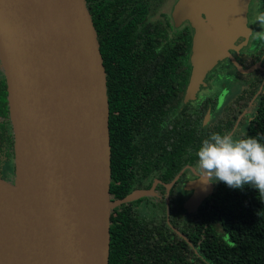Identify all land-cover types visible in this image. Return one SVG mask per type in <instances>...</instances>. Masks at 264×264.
<instances>
[{
  "label": "water",
  "instance_id": "95a60500",
  "mask_svg": "<svg viewBox=\"0 0 264 264\" xmlns=\"http://www.w3.org/2000/svg\"><path fill=\"white\" fill-rule=\"evenodd\" d=\"M250 1L174 4L176 25L195 28L186 100L219 60L234 61L229 49L252 32ZM0 64L14 134V170H0V264H109L112 208L150 191L110 200L106 73L86 0H0ZM213 187L187 181L184 209Z\"/></svg>",
  "mask_w": 264,
  "mask_h": 264
},
{
  "label": "flooded vegetation",
  "instance_id": "af4514ba",
  "mask_svg": "<svg viewBox=\"0 0 264 264\" xmlns=\"http://www.w3.org/2000/svg\"><path fill=\"white\" fill-rule=\"evenodd\" d=\"M176 1L86 0V4L92 18L96 13L101 17V54L108 102L110 93L118 99L114 101L113 107L123 111V116L134 109L176 111L180 115L179 119L183 121L185 118L188 123L185 130L194 132L192 135L175 132L164 137L186 143L191 141L176 145L178 153H181L178 156L181 158V167L170 181L164 182L156 168L151 171L132 168L129 174L134 172V175L128 184L121 175L111 177L114 183H110L111 201L121 200L134 191L150 192L112 208L110 225L121 227L133 215L136 218H151L152 223H155L159 216L189 241L181 229L190 224V220L199 219V208L210 196L193 213L183 207L193 193L185 189L186 182L200 174L196 155L198 148L212 133L243 138L248 122L254 119L257 112V100L264 94V23L257 22L259 16L254 17L255 7L258 9V6L264 14V0L249 2L246 23L252 32L245 39L238 38L235 48L229 49L238 66L230 57L219 60L207 73L205 84H201L194 98L188 100L185 94L190 76L189 36L191 31V43L195 28L188 19L182 20L179 25L175 24L172 11ZM163 56L172 59L167 65L162 64L168 70L163 76L162 85L158 87L157 59ZM257 62L259 67L248 72ZM239 66L245 71L240 70ZM0 170L8 175L14 170V134L7 82L1 64ZM176 177L170 188H167L166 185ZM211 182L214 189L218 181Z\"/></svg>",
  "mask_w": 264,
  "mask_h": 264
},
{
  "label": "trees",
  "instance_id": "16d2710c",
  "mask_svg": "<svg viewBox=\"0 0 264 264\" xmlns=\"http://www.w3.org/2000/svg\"><path fill=\"white\" fill-rule=\"evenodd\" d=\"M92 20L102 51L101 17L96 13ZM171 59L165 56L157 59L158 87L168 70L162 64L167 65ZM190 69L189 66V72ZM109 96L111 177L121 175L128 184L134 175L129 174L132 168L139 171L156 168L164 182L170 181L181 167L178 157L181 153L176 145L191 141L164 137L175 132L194 134L185 130L188 124L185 118L181 121L176 111L158 109H134L123 116V111L113 107L118 99L110 93ZM257 101V112L248 122L243 138L254 137L264 144V94ZM217 181L199 208V219L190 220L181 229L189 241L159 216L152 223L151 218L133 215L121 227L110 225L109 264H264V194L250 184L233 188Z\"/></svg>",
  "mask_w": 264,
  "mask_h": 264
},
{
  "label": "clouds",
  "instance_id": "9594fccd",
  "mask_svg": "<svg viewBox=\"0 0 264 264\" xmlns=\"http://www.w3.org/2000/svg\"><path fill=\"white\" fill-rule=\"evenodd\" d=\"M258 20L264 23V14ZM196 155L202 181L220 180L233 188L250 184L264 194V144L254 137L212 133Z\"/></svg>",
  "mask_w": 264,
  "mask_h": 264
},
{
  "label": "rangeland",
  "instance_id": "374dc122",
  "mask_svg": "<svg viewBox=\"0 0 264 264\" xmlns=\"http://www.w3.org/2000/svg\"><path fill=\"white\" fill-rule=\"evenodd\" d=\"M254 6H256V2L254 3ZM262 13H263V11L261 10V8L259 6H258V9L255 7L254 17L257 18V16H260ZM257 22H258V19H257Z\"/></svg>",
  "mask_w": 264,
  "mask_h": 264
}]
</instances>
